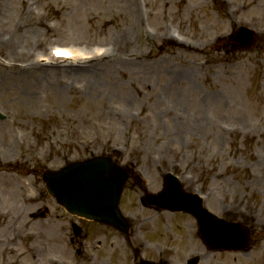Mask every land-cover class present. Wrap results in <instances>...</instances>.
I'll use <instances>...</instances> for the list:
<instances>
[{"label":"rangeland","instance_id":"374dc122","mask_svg":"<svg viewBox=\"0 0 264 264\" xmlns=\"http://www.w3.org/2000/svg\"><path fill=\"white\" fill-rule=\"evenodd\" d=\"M240 26L257 32L247 50L229 39ZM53 46H100L107 57L86 64H127L57 74L63 62L38 63ZM170 69L184 75L174 80ZM201 95L224 100L202 107ZM0 117V264L103 263L97 230L67 214L43 182L45 169L100 154L137 173L125 210L140 212L138 196L173 172L254 234L245 253L208 251L189 216L162 214L168 228L141 231L177 249L167 251L176 264L194 252L205 256L199 264H264V0H0ZM73 221L87 227L83 242H69ZM115 247L119 264H131L121 237Z\"/></svg>","mask_w":264,"mask_h":264},{"label":"water","instance_id":"95a60500","mask_svg":"<svg viewBox=\"0 0 264 264\" xmlns=\"http://www.w3.org/2000/svg\"><path fill=\"white\" fill-rule=\"evenodd\" d=\"M244 36L248 40L247 46H250L252 35L242 30L238 38ZM126 179L125 170L103 157L75 162L57 172H47L44 176L49 193L68 212L97 221H107L110 217L119 219L117 208ZM167 184L168 189L162 194L163 198L157 200L159 205L173 210L182 208L195 214L202 221L203 236L214 239L220 248L247 245L249 237L239 225L208 215L196 197L181 192L177 182L167 181Z\"/></svg>","mask_w":264,"mask_h":264},{"label":"flooded vegetation","instance_id":"af4514ba","mask_svg":"<svg viewBox=\"0 0 264 264\" xmlns=\"http://www.w3.org/2000/svg\"><path fill=\"white\" fill-rule=\"evenodd\" d=\"M151 207L147 202L139 198L137 202V208L143 209V207ZM134 214H136L137 217H134ZM132 212L128 213L129 215V224L130 228L129 231L126 233H123L107 224L101 223V222H90L87 221L88 224H92L93 226L89 229H95L98 232V240H97V250L100 252L99 259L103 261L101 264H119V251H117L115 247V243H117L118 237H121L125 244H127V248L129 247L131 250V257L130 263L131 264H141L143 259H148L153 261L154 264H167V261H165L164 255L165 251H162L160 248L158 251H154L152 249H143V243L141 239V229L143 227H150V230H162L163 226L165 228L168 227V221L165 217H159L155 214L145 215L140 212ZM132 215V216H131ZM156 216V217H155ZM159 217V218H157ZM157 218L160 220L158 226L157 223H154V219ZM87 227H83V231H86ZM99 230V231H98ZM119 234L118 236H115L113 234ZM88 237V233H84L82 239H85ZM78 239L70 238L71 243H76ZM135 243H138L142 246L141 247H135ZM82 244V242H81ZM107 245L108 248H107ZM137 245V246H140ZM106 250V251H105ZM144 252H146V256H144ZM79 254H83L82 249H78ZM152 253V255H150ZM155 254V255H154Z\"/></svg>","mask_w":264,"mask_h":264},{"label":"bare ground","instance_id":"6f19581e","mask_svg":"<svg viewBox=\"0 0 264 264\" xmlns=\"http://www.w3.org/2000/svg\"><path fill=\"white\" fill-rule=\"evenodd\" d=\"M136 7L137 6L135 5V9H136ZM136 11H137V9H136ZM74 54H75L74 56L77 59H80V58L83 59V55L77 53L76 51H74ZM101 56H103V54H101L99 52V57H101ZM90 58H93V56H90ZM100 60H103V59H100ZM112 60L114 61V63H111L109 65L101 64V65H99L97 67L95 65H91V63L90 64H86V63H77V64L67 63L66 65H64V68H60V69L57 70V74H60V72H61V73L66 74L68 76L84 78V76L86 74L87 75H93V74L99 73V75H101V74L106 73L108 71H114V70L120 69V66L127 64V63H125V60H123L122 58H119V57L113 58ZM131 61H134V60H131ZM81 64H83V65H81ZM84 65H89V66H84ZM41 66H43V65H41ZM77 66H79V67H77ZM81 66H83V67H81ZM136 66H141V65L139 64V65H136ZM138 68H140V67H138ZM159 70H161V69H159ZM159 70H152L151 76L153 77L155 75L154 77H156V74L159 72ZM144 71L147 72L146 70H144ZM18 73L19 74H23L22 72H18ZM169 73H170L171 77L173 76L175 78L174 80H177L182 75H184V73L182 71L175 70V69H172V70L170 69ZM173 83H175V81ZM173 83L170 84L167 87V90H168L169 93H170V91L172 92V90H173V87H174ZM201 96L202 97H201V101L200 102H201V106L202 107L208 106L209 104L206 103V102H208L209 100H210L209 102H219L218 99L219 100H224L222 98L223 97L222 95H218L219 98L217 96H215V95H206V97L204 95H201ZM198 98H200V96ZM201 122H204V121L202 120ZM200 128H202V127H200Z\"/></svg>","mask_w":264,"mask_h":264},{"label":"snow or ice","instance_id":"6c2138e0","mask_svg":"<svg viewBox=\"0 0 264 264\" xmlns=\"http://www.w3.org/2000/svg\"><path fill=\"white\" fill-rule=\"evenodd\" d=\"M56 55L57 56H62V57H70L71 56V53L64 52V51H57L56 52Z\"/></svg>","mask_w":264,"mask_h":264}]
</instances>
